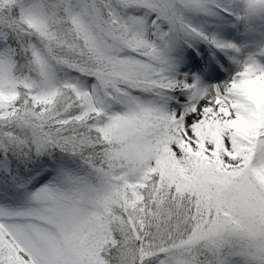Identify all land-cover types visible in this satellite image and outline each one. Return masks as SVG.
I'll return each instance as SVG.
<instances>
[{
  "label": "snow or ice",
  "instance_id": "obj_1",
  "mask_svg": "<svg viewBox=\"0 0 264 264\" xmlns=\"http://www.w3.org/2000/svg\"><path fill=\"white\" fill-rule=\"evenodd\" d=\"M0 264H264V0H0Z\"/></svg>",
  "mask_w": 264,
  "mask_h": 264
}]
</instances>
